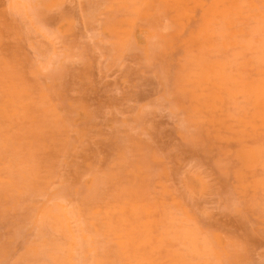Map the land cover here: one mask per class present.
Returning <instances> with one entry per match:
<instances>
[{
	"label": "rangeland",
	"instance_id": "obj_1",
	"mask_svg": "<svg viewBox=\"0 0 264 264\" xmlns=\"http://www.w3.org/2000/svg\"><path fill=\"white\" fill-rule=\"evenodd\" d=\"M90 261L264 264L263 0H0V264Z\"/></svg>",
	"mask_w": 264,
	"mask_h": 264
},
{
	"label": "bare ground",
	"instance_id": "obj_2",
	"mask_svg": "<svg viewBox=\"0 0 264 264\" xmlns=\"http://www.w3.org/2000/svg\"><path fill=\"white\" fill-rule=\"evenodd\" d=\"M246 1V0H245ZM258 1V0H257ZM264 1V0H263ZM108 3H110V2H108ZM155 6H156V4H155ZM20 7V6H19ZM129 7V6H128ZM148 7V6H147ZM23 8V7H22ZM260 10V9H259ZM153 12V11H152ZM119 13V12H118ZM263 14V13H262ZM118 15V14H117ZM120 15V14H119ZM126 15H127V13H126ZM130 15V14H129ZM197 15H198V13H197ZM132 16V15H131ZM151 18V17H150ZM143 19V18H142ZM141 19V20H142ZM143 20H145V19H143ZM147 20V19H146ZM149 20V19H148ZM140 21V20H139ZM138 21V22H139ZM251 22V21H250ZM136 24V23H135ZM138 24V23H137ZM126 26V25H125ZM236 28V27H235ZM208 42V41H207ZM128 44V43H127ZM114 45V44H113ZM113 45H112V47H113ZM119 45V44H118ZM116 46V45H115ZM115 46L113 47L114 49H115ZM125 48V47H124ZM123 48V49H124ZM116 49H118V46H117V48ZM119 50V49H118ZM120 51V50H119ZM189 57V56H188ZM183 61V60H182ZM181 62V61H180ZM177 63V62H176ZM185 66H187V65H185ZM190 65H188V67H189ZM203 66V65H202ZM202 68L203 67H201L199 64L197 65V64H195L194 65V67L192 68V69H190L188 72H186L184 75H183V79L185 80V82H187L188 84L187 85H185L186 86V89H185V91H187V93L188 92H190V93H192L193 95H195V98H198L197 96L198 95H196V88H190V85L192 84L191 82L193 81H191V78L193 79V78H195V82H201L202 80H201V78L203 79V80H209L208 78H203V76L200 74V70H202ZM186 70V69H185ZM188 70V69H187ZM184 71V70H183ZM185 72V71H184ZM206 74V73H205ZM204 74V75H205ZM214 74H216V72H214ZM6 75V74H5ZM208 75V74H207ZM250 75V74H249ZM209 76V75H208ZM255 76V75H254ZM20 77V76H19ZM212 79H213V77H212ZM214 80V79H213ZM212 80V81H213ZM211 81V82H212ZM212 85V84H211ZM210 86V85H209ZM214 87H215V85H214ZM199 88H201V86H199ZM211 89V88H210ZM215 89V88H214ZM205 90V89H204ZM205 93V92H204ZM189 94V93H188ZM49 95V94H48ZM201 95V94H200ZM214 95L216 96V94L214 93ZM50 97V96H49ZM38 98V97H37ZM187 98V97H186ZM194 98V99H195ZM202 98V97H201ZM201 98H199V99H201ZM51 100V99H50ZM214 101V100H213ZM185 102V101H184ZM46 103V102H45ZM186 104V103H185ZM215 105V104H214ZM34 107V106H33ZM57 108V107H56ZM41 109V108H40ZM39 109V110H40ZM19 110V109H18ZM38 110V109H37ZM57 110V109H56ZM195 110V109H194ZM58 111V110H57ZM188 111V110H187ZM42 114V113H41ZM215 114V113H214ZM38 116V115H37ZM42 116V115H41ZM210 117V116H209ZM67 121V120H66ZM66 121H64V122H66ZM58 123V122H57ZM59 123H61V122H59ZM68 125V124H67ZM60 127H62V126H60ZM62 132V131H61ZM67 132V131H66ZM6 133V132H5ZM26 133V132H25ZM39 134V133H38ZM45 134V133H44ZM61 134V133H60ZM69 134V133H68ZM43 135V134H42ZM66 135H67V133H66ZM19 136V135H18ZM20 136H22V135H20ZM39 136H40V134H39ZM60 136V135H59ZM58 136V137H59ZM62 137H63V135H61ZM32 137V136H31ZM47 138V137H46ZM46 138H45V136H44V139L46 140ZM69 138V141H70V137H68ZM39 140V139H38ZM49 140V139H48ZM62 140V139H61ZM40 141H41V139H40ZM39 141V142H40ZM67 143H68V145L70 144L68 141H67ZM34 147V146H33ZM37 147V146H36ZM49 149V148H48ZM63 150H65V149H63ZM39 152V151H38ZM53 152V151H52ZM52 152L50 153V154H52ZM55 152V151H54ZM40 153H41V149H40ZM52 156V155H51ZM52 158V157H51ZM51 158H49V160H51ZM46 159V158H45ZM61 161V160H60ZM145 164V163H144ZM143 166V165H142ZM68 167H69V164H68ZM121 167H123V165H121ZM125 167V166H124ZM60 168H61V166H60ZM145 168H146V165H145ZM144 168V169H145ZM123 169V168H122ZM149 169H150V167H149ZM153 169V168H152ZM53 170H56V169H53ZM154 170V169H153ZM156 170V169H155ZM154 170V171H155ZM143 171V170H142ZM145 171V170H144ZM149 171V170H148ZM120 172V171H119ZM118 172V173H119ZM146 172V174L148 173L147 171H145ZM8 173H10V172H8ZM121 173V172H120ZM149 173H150V171H149ZM145 174V173H144ZM5 175V174H4ZM118 175V174H117ZM155 175V174H154ZM10 176V175H9ZM6 177V176H5ZM4 177V178H5ZM122 177V176H121ZM153 177V175L151 176L150 175V179H153L152 178ZM146 178H148V177H146ZM10 179V178H9ZM116 179V178H115ZM149 179V178H148ZM160 179V178H159ZM162 179V178H161ZM160 179V180H161ZM17 180V179H16ZM145 180V179H144ZM153 180H155V179H153ZM146 182H147V180H146ZM153 182V181H152ZM43 183V182H42ZM41 183V184H42ZM148 183V182H147ZM147 183H145L144 182V185L145 184H147ZM3 187V186H2ZM5 187V186H4ZM38 187V186H37ZM145 187V186H144ZM150 187V186H149ZM143 188V187H142ZM26 190V189H25ZM28 192H29V190H27ZM134 191H136V190H134ZM146 191V190H145ZM172 191V190H171ZM158 193V192H157ZM103 194V193H102ZM143 194V193H142ZM152 194V193H151ZM154 194V193H153ZM159 194V193H158ZM28 197H30L31 195L28 193ZM148 195V194H147ZM33 196V195H32ZM36 196V195H35ZM102 196V195H101ZM107 196V195H106ZM149 196V195H148ZM165 196V195H164ZM26 197V196H25ZM20 198H22L23 199V197H20ZM36 198V197H35ZM138 198V197H137ZM149 198V197H148ZM32 199V198H31ZM37 199V198H36ZM106 199V198H105ZM151 199V198H150ZM34 200V199H33ZM113 200V199H112ZM152 200V199H151ZM166 200V199H165ZM53 201V200H52ZM65 201V200H64ZM133 201V200H132ZM147 201H149V199H147ZM157 201V200H156ZM31 202H32V200H31ZM99 202H100V200H99ZM142 202V201H141ZM150 202H152V201H150ZM26 203V202H25ZM30 203V202H29ZM45 203V202H44ZM47 203V202H46ZM101 203H103V202H101ZM136 203V202H135ZM69 204V203H68ZM92 204V203H91ZM107 204V203H106ZM7 205V204H6ZM27 205V204H26ZM72 205V204H71ZM18 206V205H17ZM22 206V205H21ZM69 207V206H68ZM101 207V206H100ZM18 208H19V206H18ZM31 208V207H30ZM39 208V207H38ZM41 208V207H40ZM102 208V207H101ZM78 209V208H77ZM82 209H83V207H82ZM84 210V209H83ZM19 211V210H18ZM36 211V210H35ZM79 211V210H78ZM80 211H82V210H80ZM158 211V210H157ZM17 212V211H16ZM30 212H32V211H30ZM86 212V211H85ZM85 212H83V213H85ZM19 213H21V212H18V214ZM29 213V212H28ZM38 213H40V212H38ZM82 213V212H81ZM82 213V214H83ZM25 214V213H24ZM30 214V213H29ZM36 214V213H35ZM73 214H74V212H73ZM87 214H89V213H87ZM20 215V214H19ZM19 215H18V217H19ZM38 215V214H37ZM40 215H42L41 217H43V219L42 220H44V219H47L48 217H53V218H55L56 219V221H57V223H58V227H59V229L61 228L62 230L61 231H65V233H67V231L64 229V228H66L70 233H72L71 231H70V222H71V220H72V214H71V211H70V209L69 208H67L65 205H63V204H56L55 206H53V207H45L44 209H43V211H42V213L40 214ZM86 215V214H85ZM29 216V215H28ZM33 216V215H32ZM83 216H84V214H83ZM82 216V217H83ZM157 216V215H156ZM30 217V216H29ZM85 217V216H84ZM20 218V217H19ZM25 219H27V217L25 218ZM22 220H24L23 218H22ZM38 220V219H37ZM85 220V219H84ZM28 221H29V219H28ZM56 221H55V223H56ZM73 221V220H72ZM82 221V220H81ZM42 222V221H41ZM44 222H45V220H44ZM43 222V223H44ZM79 222V221H78ZM19 223V222H18ZM21 223V222H20ZM28 223H31V222H28ZM82 224H84L83 222H82ZM17 227H18V225H16ZM21 226V225H20ZM30 226V225H29ZM83 226H85V225H83ZM82 226V227H83ZM35 227H36V224H35ZM75 227V226H74ZM20 228V227H19ZM39 228V227H38ZM45 228V227H44ZM71 228H73V227H71ZM181 228V227H180ZM58 229V230H59ZM83 229V228H82ZM77 230V229H76ZM40 231V230H39ZM85 231V230H84ZM101 231V230H100ZM68 232V233H69ZM11 233V232H10ZM45 233V232H44ZM69 233V234H70ZM14 234V233H13ZM69 234H68V236H69ZM75 234V233H74ZM78 234H79V232H78ZM77 234V235H78ZM12 235V234H11ZM20 235L21 234H19V237H20ZM72 235V237H73V234H71ZM97 235V234H96ZM15 235H13V237H14ZM16 236H17V234H16ZM39 236V235H38ZM46 236V235H45ZM41 237V236H40ZM57 237V236H56ZM55 237V238H56ZM74 237H75V235H74ZM16 238H18V237H16ZM39 238V237H38ZM31 239V238H30ZM45 239V238H44ZM62 239V238H61ZM64 239V238H63ZM80 239H82L83 240V238H81L80 237ZM17 240V239H16ZM15 240V241H16ZM37 240V239H36ZM65 240H67V239H65ZM76 240V239H75ZM75 240H71L70 239V241L73 243V241H75ZM85 241V243H86V240H84ZM14 242V241H13ZM83 242V241H82ZM75 243V242H74ZM90 243V242H89ZM108 243V242H107ZM14 244V243H13ZM12 244V245H13ZM64 244H65V242H64ZM113 244V243H112ZM45 245V244H44ZM82 245V244H81ZM74 246V245H73ZM9 248V247H8ZM52 248V247H51ZM74 248V247H73ZM76 248H77V246H76ZM83 248V247H82ZM108 248V247H107ZM112 248V247H111ZM110 248V249H111ZM81 249V248H80ZM78 250V249H77ZM64 251V250H63ZM72 251V250H71ZM81 251H84V250H81ZM103 251V250H102ZM10 252H11V250H10ZM78 252V251H77ZM91 252H93V251H91ZM70 253V252H69ZM79 253H80V251H79ZM99 253V252H98ZM40 254V253H39ZM102 254V253H101ZM106 254V253H105ZM28 255V254H27ZM100 255V254H99ZM111 255V254H110ZM76 256V258H79V257H77V255H75ZM74 256V257H75ZM79 256H80V254H79ZM82 256V255H81ZM7 258H8V256H6ZM68 257H69V255H68ZM222 257V256H221ZM39 259V258H38ZM71 259V258H70ZM81 259V258H80ZM34 260V259H33ZM33 260H31V261H33ZM45 260H48V259H45ZM10 261V260H9ZM35 261V260H34ZM40 261V260H39ZM72 261H74L73 259H72ZM222 261V260H221ZM223 261H225V260H223ZM69 262H71V261H69ZM77 262V261H76ZM83 262V261H82ZM23 263V262H22ZM33 263V262H32ZM80 263V262H79ZM78 263V264H79ZM90 263L92 264V262L90 261ZM84 264V263H83ZM86 264V263H85Z\"/></svg>",
	"mask_w": 264,
	"mask_h": 264
}]
</instances>
